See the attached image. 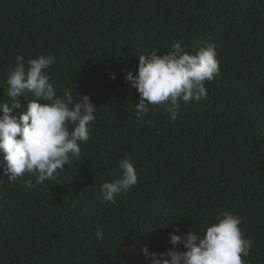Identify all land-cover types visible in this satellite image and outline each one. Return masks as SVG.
Masks as SVG:
<instances>
[{"label": "trees", "instance_id": "16d2710c", "mask_svg": "<svg viewBox=\"0 0 264 264\" xmlns=\"http://www.w3.org/2000/svg\"><path fill=\"white\" fill-rule=\"evenodd\" d=\"M177 41L214 45L220 74L175 122L159 105L137 119L126 73ZM38 54L55 57L57 94L89 96L96 119L55 180L22 187L0 164V264H145L142 246L165 252L174 228L202 235L225 211L252 241L247 264H264V0H0V101L15 58ZM125 153L138 182L102 203Z\"/></svg>", "mask_w": 264, "mask_h": 264}, {"label": "clouds", "instance_id": "9594fccd", "mask_svg": "<svg viewBox=\"0 0 264 264\" xmlns=\"http://www.w3.org/2000/svg\"><path fill=\"white\" fill-rule=\"evenodd\" d=\"M157 51L137 56L136 75L128 71L124 79L139 95L134 105L137 119L148 114L150 105H159L175 122L181 103H200L206 98L205 82L220 74L217 52L207 44L190 53L179 41L162 55ZM54 63V56L38 54L26 67L24 57L18 55L6 79L8 99L0 101V164L8 182L19 181L22 187L34 188L57 179L65 165L73 163L71 158L80 156V143L88 141L89 126L96 119L89 96L76 92L74 98L71 89L57 94L47 72ZM28 93L32 98L25 107L18 97L25 100ZM118 168L119 177L101 185L102 203L115 205L116 196L126 194L138 182L131 154L123 155ZM241 223L239 215L225 211L202 235L189 230L177 235V227L169 233L173 247L157 254L144 245L140 252L145 264H247L252 241L244 236ZM95 235L104 239L100 229Z\"/></svg>", "mask_w": 264, "mask_h": 264}]
</instances>
